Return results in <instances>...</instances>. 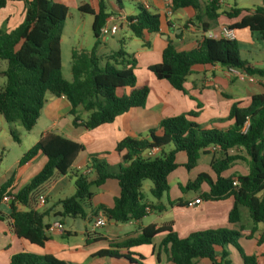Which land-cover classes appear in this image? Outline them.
Here are the masks:
<instances>
[{"label": "trees", "instance_id": "1", "mask_svg": "<svg viewBox=\"0 0 264 264\" xmlns=\"http://www.w3.org/2000/svg\"><path fill=\"white\" fill-rule=\"evenodd\" d=\"M10 1L0 0V9ZM22 20L12 29L0 27V60L5 68L0 71L4 83L0 87V117L5 122H19L24 130L30 131L40 115L46 95L63 96L70 104L69 113L74 126L94 129L112 122L118 115L137 107H143L149 93L147 85H137L134 73L136 58L120 46L116 51L98 55L99 30L108 16L106 0H97L98 8L94 12L89 5L78 6L82 14H92V32L96 38L89 50L70 51L71 79L62 75L61 36L64 22L68 16L66 5L52 0H23ZM171 0V10L192 8L195 13L188 22L207 32L210 25L220 15V3L223 0ZM252 12L243 15L237 22L229 25L231 29H248L264 37V0ZM137 14L126 17L131 34L143 40L145 33L158 32L162 16L136 3ZM241 8L233 7L224 11L228 18H236ZM203 19L208 21L207 25ZM218 64L226 69H237L241 74L264 80V67L243 60L235 39L201 36L195 47L189 50H177L169 41L163 48L161 60L148 66V70L159 80H165L170 86L184 91L186 77L197 65ZM124 89L127 92L119 94ZM78 111L87 113L86 120H80ZM196 113L168 116L159 122L160 135L151 130L148 137H124L115 145V151L121 156V163L112 167L105 159L90 155L89 168L92 178L76 174L74 194L58 201L60 217L83 218L85 202L93 195L92 188L100 186L107 179H116L119 195L113 199V206H99L107 217L115 222L139 220L147 210L160 212L165 206L150 205L144 201L141 191L142 181H151L150 194L156 200L167 196L169 191L168 175L178 164L175 160L178 152H184L185 170H192L201 154L208 147L218 146L210 160L215 174L212 179L207 173L200 172L193 181L180 185V190H199L206 183L208 191L201 193L203 200H218L232 196L233 205L228 219L239 224L240 207L247 209L254 227L262 224L257 243L264 241V92L253 94L247 106L234 102L229 110L228 129L215 126H203L191 117ZM248 123L245 131L244 124ZM10 134L13 138L12 131ZM171 145L172 148L163 151ZM157 147L159 153L154 157H143L142 153ZM238 148L243 151L229 154V150ZM81 143L48 131L28 148L20 157L19 164L31 161L38 154L45 156L43 167L31 180L13 192L10 177L0 185V205L5 194L11 196L7 214L0 211V220L9 224L14 234L32 244L42 246L48 239L44 223L46 213L38 209L37 197L44 194L45 187L56 175H64L77 154L82 151ZM242 162L247 173H238L223 177L222 173L235 163ZM235 182V185H233ZM168 200V199H167ZM169 205L180 204L168 200ZM157 234H164L161 246L174 264H195L197 259L206 258L211 264H233L229 258L228 247L238 252L243 264H257L256 256L245 254L236 237L240 231L227 228L208 229L193 232L180 238L172 229L171 223L162 225L148 224L139 235L121 242H113L107 249L100 250L99 256L115 257L125 263H135L133 255L140 254L130 248L142 244H151ZM98 234H86L85 243L100 240ZM217 249H220L219 251ZM264 258V255H263ZM9 264H68L52 255L20 251L11 255ZM136 264V263H135Z\"/></svg>", "mask_w": 264, "mask_h": 264}, {"label": "crops", "instance_id": "2", "mask_svg": "<svg viewBox=\"0 0 264 264\" xmlns=\"http://www.w3.org/2000/svg\"><path fill=\"white\" fill-rule=\"evenodd\" d=\"M52 1L66 5L68 13L70 8L74 9L83 20H87L86 17H83V15H87V22L92 30L93 15L80 13L78 6L85 3L96 12L98 8L97 0ZM134 2L135 4L137 3L136 1ZM144 2L146 8L162 16L159 31L145 33L143 40L134 37L128 29L126 17L135 16L137 11L132 10L126 13L122 5V0H106V12L108 16L104 24L107 26L117 25L118 29L114 34H99L96 52L98 55H106L116 51L121 46L125 52L132 54L136 58L137 64L134 73L137 78V85H147L149 87L145 105L143 107L132 108L118 115L110 123L102 124L94 129H86L82 126H74L72 124V116L69 113L70 104L65 97H56L51 94L46 95L36 124L29 131L32 132L35 130V133L30 137L32 141L31 145L41 135L51 131L79 142L83 146L82 151L77 154L66 174L56 175L45 187L44 194L46 195V203L43 206H38L40 211L46 213L44 223L49 226L59 221L62 224V230L49 231L47 229L46 234L48 239L42 246H39L17 237L9 224L0 220V256L2 255L0 264H2L1 261H3V264H9L11 255L20 251L52 255L68 264H128L115 257L99 256L97 253L102 249L109 248L113 242H121L128 238L136 237L140 234L142 228L148 224L162 225L165 223H171L172 229L180 238H185L193 232L208 229L227 228L240 231L238 239L246 245L244 248L241 247L244 253L255 255L257 264H264V241L259 244L257 243L258 233L262 230L263 226L259 227L256 225V230L252 233L251 230L254 225L247 214L249 225L245 226L242 224L240 217L239 223L242 225V229L240 230L239 224L231 223L228 219L229 211L233 205L232 196H226L218 200H203L200 195L208 191L206 183H202L200 189L196 190L193 196L188 197V193L181 191L179 187L184 184L177 182V188L180 193L173 196L168 193L166 199L162 197L156 200L153 197L155 199L154 202L144 198V201L150 205H164L165 208L162 211L157 212L148 209L147 214L143 218L127 222H115L107 217V223L104 226L95 227L94 222L101 212V210L97 211V208L99 206L111 208L113 206V199L119 195L117 180L110 178L105 180L100 186L92 188L93 195L84 205L85 216L81 218L83 223L78 224L77 218H73L69 222L67 219L69 217L62 218L59 216L61 208L58 205V201L74 194L75 175L83 173L88 168L90 155L95 154L98 158L105 159L112 167L116 168L121 163V156L115 151V145L118 141L124 137H148L151 130H155L154 133L160 135L161 130L158 125L161 119L178 114L196 113L197 115L191 117V119L197 123L203 126H215L224 130L228 129L231 124V121L228 120L231 105L234 102H239L241 106H247L253 94L264 92V80L252 77L255 81L248 82L246 79L230 73L226 68L218 64L195 66L194 71L186 77L184 91L174 89L168 82L157 79L148 70L149 65L160 62L162 50L169 41L173 43L177 50H189L195 47L201 36L216 34L221 26H229L237 22L243 15L252 12L259 5L258 3H251L250 6H239L235 0L232 2L223 0L220 3V15L210 25L207 32H203L201 28L188 22L193 18L195 13L192 8H179L172 11L170 17H166L164 15V0H144ZM203 3L204 0L202 1ZM233 7L242 9L238 17L228 18L223 14L224 11H230ZM23 11V0L8 2L4 8L0 9V27H5L8 30L15 27L22 20ZM203 20L207 25L208 21L206 19ZM65 24L66 20L63 31ZM232 30L234 31L235 40L238 34L245 35L244 33L238 32L240 29ZM124 37L128 39L127 43ZM95 40L96 38L92 32L91 47ZM88 43L89 40H87ZM130 45L135 46L132 48ZM73 48L77 50L90 49H86L83 46ZM5 66V61L0 60V71ZM237 79L246 80L247 85L240 88L237 87ZM4 80L1 79L0 87H2ZM256 84H261V86L257 87L255 86ZM123 92L126 93L127 90L124 89L119 94ZM78 114L80 120H86V112L78 111ZM171 148L172 146L168 145L163 148V151ZM207 149L209 153L201 154L208 157L204 162V169L201 172H205L212 179H215V174L210 167V160L219 148L210 146ZM234 153L244 154L238 148L229 150V154ZM175 160L177 164L179 163L183 167L186 160L184 152H178ZM45 161L46 158L42 154H38L31 161L23 165L19 164L18 159L14 166L9 168L5 174H2L0 177V185L12 177L13 182L10 189L13 192L19 190L43 167ZM198 164L197 162L194 168ZM233 173L244 175L247 173V167L237 162L225 170L222 176L227 177ZM169 175L167 178L168 182ZM88 176L93 177L92 173ZM151 185H146L148 190ZM197 198H201L199 203L193 206L187 205ZM167 199L170 201L180 200V204L169 205ZM2 205H5L6 209H0V211L7 214L9 211L8 202H2ZM242 212L243 208L240 207V216ZM91 233L100 235L101 239L86 244L84 242L85 235ZM163 237L164 234H157L152 239L151 244H142L130 248V251L142 256V258H139V264H174L169 259L168 253L161 246ZM217 250L219 251L220 249ZM228 252L233 264H243L235 248L228 247ZM195 264H211V262L206 258H200L196 260Z\"/></svg>", "mask_w": 264, "mask_h": 264}, {"label": "rangeland", "instance_id": "3", "mask_svg": "<svg viewBox=\"0 0 264 264\" xmlns=\"http://www.w3.org/2000/svg\"><path fill=\"white\" fill-rule=\"evenodd\" d=\"M232 2L233 0H227ZM239 6H250L251 3H258L259 5H263L262 1L260 0H235ZM122 5L124 6V10L126 13H129L132 10L137 11L135 7V2L133 0H122ZM254 7V6H253ZM67 18L66 24L63 31V37L61 40V65H62V75L65 79H71V72H70V51L71 48L76 47L80 48L83 46L86 49L91 47V39H92V30L88 25V16L83 15L86 17L87 20H83L81 16L75 11L74 9L70 8ZM247 31V32H246ZM238 32L244 33L245 35L238 34L236 39L237 46L240 52V56L243 60H246L252 65L264 66V37L258 32H252L246 29H240ZM248 33V35H247ZM251 34V35H250ZM87 40L89 43L87 44ZM124 40L128 41L124 37ZM132 48L135 45H130ZM257 78V77H254ZM1 79L4 80L3 77L0 76ZM259 79V78H257ZM246 80L237 79L236 84L237 87H244L246 86ZM1 86V83H0ZM255 86L260 87L261 84H256ZM10 130L12 131L15 138L12 137L10 134ZM35 131V130H34ZM34 131L29 132L23 129L19 122H12L8 123L5 122L3 118L0 117V177L2 174L15 165L18 159L22 156V154L30 148L32 145L31 135L35 133ZM208 159L207 156L200 155V159L198 160V166L191 171H186L184 167H182L178 163V167L169 175V195L173 196L180 191L177 188V182L183 183L186 185L187 182L193 181L195 176L203 171L204 162ZM242 163V162H238ZM244 165V163H242ZM143 186L141 187V191L144 194V198L148 199L149 201L154 202L155 199L150 194L149 190L147 189V184L151 185V181L145 179L142 181ZM183 185V186H184ZM185 193H188L189 196H193L196 193V190L188 189L184 190ZM168 196V194H167ZM166 199V196H163ZM243 208V212L241 213V222L245 226L249 225V218L247 216L248 212L247 209ZM0 209H6L5 205H0ZM68 221H72L73 218H67ZM78 224L83 223L81 218H77ZM259 227H262V224H258ZM238 244L244 248L246 247L245 243L240 241L238 237H236ZM232 251V250H231ZM234 253H236L234 251ZM237 255V253H236ZM135 258V263L139 264L140 260L139 257L133 255ZM2 255L0 256V260ZM3 264V261H1Z\"/></svg>", "mask_w": 264, "mask_h": 264}, {"label": "built area", "instance_id": "4", "mask_svg": "<svg viewBox=\"0 0 264 264\" xmlns=\"http://www.w3.org/2000/svg\"><path fill=\"white\" fill-rule=\"evenodd\" d=\"M134 1H136L137 3H140L141 5L145 6L144 0H134ZM163 5H164V15L166 17H170L172 15L171 0H164V4ZM117 29H118L117 25L107 26V25L104 24L100 28L99 33L101 35L114 34L117 31ZM208 36L215 37V38H224V39H229V40L235 39L234 31L229 26H226V25L221 26L219 31H218V33L209 34ZM227 70L230 73H232L234 75H237V76H239L242 79H246L248 82H254L255 81L254 78H252L251 76H247V75L241 74L237 69L228 68ZM247 125H248V123L246 122L244 124V127H243L242 131L246 130ZM215 147L218 148L217 145H215ZM158 153H159V149L157 147H153V148L145 150L142 153V156L143 157H154V156H157ZM90 173H92V170H91V168L88 167V168H86L83 171L82 174L88 176ZM233 185H235V182H233ZM10 200H11V196L9 194H5L2 197V202L3 203H7ZM200 201H201V198H197V199L189 202L187 205L193 206V205L199 203ZM37 203H38V206L45 205V203H46V195L45 194L38 195ZM146 210L148 211V208H146ZM106 223H107V216L101 211L99 216L97 217V219L94 222V226L95 227H101V226H104ZM47 229L49 231H55V230L61 231L62 230V224L59 221H56V222L50 224Z\"/></svg>", "mask_w": 264, "mask_h": 264}]
</instances>
